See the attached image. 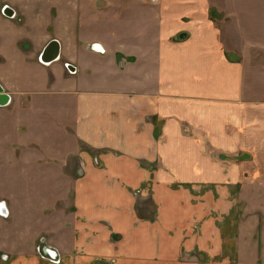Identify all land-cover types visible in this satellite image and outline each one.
<instances>
[{
    "label": "crops",
    "instance_id": "crops-1",
    "mask_svg": "<svg viewBox=\"0 0 264 264\" xmlns=\"http://www.w3.org/2000/svg\"><path fill=\"white\" fill-rule=\"evenodd\" d=\"M121 5L0 46V172L33 184L2 191L0 175V264H49L38 236L60 264H264V71L212 14L232 12L245 38V2Z\"/></svg>",
    "mask_w": 264,
    "mask_h": 264
},
{
    "label": "rangeland",
    "instance_id": "rangeland-1",
    "mask_svg": "<svg viewBox=\"0 0 264 264\" xmlns=\"http://www.w3.org/2000/svg\"><path fill=\"white\" fill-rule=\"evenodd\" d=\"M67 1H69L71 5H74V7L71 8V6H66ZM101 1H104V3H99ZM115 1L116 0H0V12L2 6L6 4L13 7L17 11L18 17H22L21 20H7L5 17H0V46L8 48L9 41L14 35L22 37V35L40 31V23L43 22V24L50 22L48 30L54 32L53 28L57 26L58 21L63 16V11L67 13L69 9L74 10L73 14L75 15H82L84 14V11L81 13L80 11L86 8L89 10L86 14L93 16L95 14L94 10L99 12L100 7L103 6L101 9L102 12L106 11L111 16L124 14L125 7L124 5H121L124 0L120 1V6L117 8L111 7L110 5L115 3ZM240 1L241 3L243 1L245 2L244 13L240 14L241 18L244 20L243 25L245 28V38H237V22L232 12L224 13L218 12L214 9L212 14L221 29L222 38L225 41L226 46L229 49L235 48L237 51L243 50L247 65L258 67L264 71V0ZM116 9H118V11H116ZM35 20L37 21L34 24ZM58 25L60 26V24ZM103 28H106V25H104ZM237 51L235 54L238 53ZM47 85L48 83H46L45 87ZM11 172L14 173L13 170H11ZM0 173L2 177V191L11 190L13 192L24 193L25 190L30 192V189L33 188V184L28 182L25 186H18L17 182L6 180L5 177L8 174L5 168H3ZM19 200L23 202L24 199L20 197ZM141 206L146 210V213L151 212L152 210L148 199L142 201ZM10 220V215L8 214L5 202L0 198V228H3L4 226L6 229L11 228L12 224ZM6 234H9V236L6 235L7 238L14 237L11 231H7ZM41 237L38 236L35 239L36 241L34 244V250L40 256H42V253L37 251L36 246Z\"/></svg>",
    "mask_w": 264,
    "mask_h": 264
},
{
    "label": "water",
    "instance_id": "water-1",
    "mask_svg": "<svg viewBox=\"0 0 264 264\" xmlns=\"http://www.w3.org/2000/svg\"><path fill=\"white\" fill-rule=\"evenodd\" d=\"M3 14L5 16H12L13 15V10L9 8L8 6H4L2 10ZM59 55V43L56 39L50 40L46 46L43 48L39 60L43 63H48L54 59H56ZM71 69V65H68ZM8 102V96L6 93L3 92V90L0 88V105H4L5 103Z\"/></svg>",
    "mask_w": 264,
    "mask_h": 264
},
{
    "label": "built area",
    "instance_id": "built-area-1",
    "mask_svg": "<svg viewBox=\"0 0 264 264\" xmlns=\"http://www.w3.org/2000/svg\"><path fill=\"white\" fill-rule=\"evenodd\" d=\"M37 251H40L45 259H47L51 264H60V256L58 251L52 246L47 245L43 237L38 240L36 246Z\"/></svg>",
    "mask_w": 264,
    "mask_h": 264
}]
</instances>
